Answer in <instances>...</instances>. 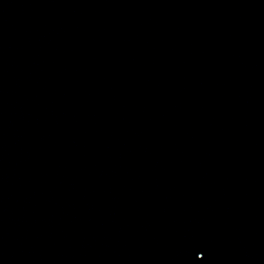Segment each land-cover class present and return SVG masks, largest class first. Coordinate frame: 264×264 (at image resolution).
<instances>
[{"label":"water","instance_id":"95a60500","mask_svg":"<svg viewBox=\"0 0 264 264\" xmlns=\"http://www.w3.org/2000/svg\"><path fill=\"white\" fill-rule=\"evenodd\" d=\"M0 264H264V0H0Z\"/></svg>","mask_w":264,"mask_h":264}]
</instances>
